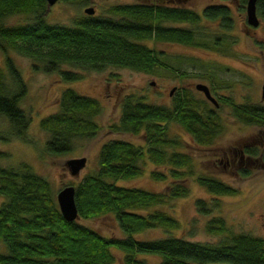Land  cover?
I'll use <instances>...</instances> for the list:
<instances>
[{"label":"trees","instance_id":"1","mask_svg":"<svg viewBox=\"0 0 264 264\" xmlns=\"http://www.w3.org/2000/svg\"><path fill=\"white\" fill-rule=\"evenodd\" d=\"M86 2L87 0H80ZM245 5L246 0H240ZM46 0H0V116L8 120V129L0 128V137L9 140L23 136L30 114L20 105L27 85L8 50L32 58L34 69L60 71L62 78L82 77L83 70H101L108 65L152 71L158 64L157 50L147 40H174L201 46H216L195 39L201 16L219 17L221 26H231L229 7L209 4L202 14L191 7L155 1L121 2L108 8V15L84 13L71 23L50 22L45 17ZM256 11L264 21V0H256ZM27 14L25 22L8 23L15 14ZM166 22H170L167 24ZM176 23V24H174ZM64 64L69 67H63ZM233 114L242 122L264 127V103L232 102ZM101 110L98 99L77 92L72 87L61 91L59 108L40 118V126L49 135L44 143L47 153L58 155L70 150L74 138L91 137L99 129L94 116ZM176 121L193 138L209 143L219 133L221 122L206 97H196L186 87L176 89L170 104L148 102L135 93H127L121 102L119 119L110 127L144 135V143L125 138H110L98 151L97 166L85 172L75 185V201L80 217H98L112 213L124 235H107L77 219L66 220L57 203L50 181L29 163L0 162V264H113L111 246L124 251L123 264H264V236L249 232L226 234L227 225L220 215H213L207 229L221 234L216 241L192 240L182 235H157L139 238L136 233L150 227L172 229L179 220L154 205L186 195V175L192 173L191 157L177 149L182 143L169 133V121ZM242 152L257 157L264 165V146L245 142ZM0 150V158L9 156ZM155 164L151 176L169 181L163 190L118 183L143 171L146 156ZM162 168H156L157 165ZM249 172L247 167L240 169ZM197 181L216 194L237 192V187L212 175L198 174ZM212 203L195 198L198 211L208 213ZM143 253L158 256L150 261Z\"/></svg>","mask_w":264,"mask_h":264},{"label":"rangeland","instance_id":"2","mask_svg":"<svg viewBox=\"0 0 264 264\" xmlns=\"http://www.w3.org/2000/svg\"><path fill=\"white\" fill-rule=\"evenodd\" d=\"M138 1L187 6L200 14L209 4H225L229 7L231 26L222 27L219 17L201 16L194 24L195 39L212 42L214 37L220 36L216 46L207 47L174 40H147L157 50L159 58L152 71L108 65L101 70H83L82 77L73 80L62 78L58 70L46 72L34 69L32 58L10 48L8 54L27 85L26 93L19 103L31 117L23 136H13L9 140L0 137V150L10 154L0 158V162L12 165L22 161L29 163L37 173L50 181L56 192L66 184H75L85 172L97 166L99 148L107 139L118 137L136 144L144 143L141 131H115L110 127L112 122L119 119L121 102L127 93H135L148 102L166 105L171 103L168 92L173 85L178 88L186 87L196 97H205L201 90L195 88V83L201 81L207 83L212 94L221 100L227 97L232 102L252 100L264 103V97L261 96L264 76V21L260 17L259 24L247 31L245 5H241L240 0H56L47 7L45 17L50 22L71 23L74 17L86 13L85 6L92 5L94 14L108 15V8L116 3ZM28 16L23 13L12 15L8 18V23L25 22L29 19ZM4 56L0 49L2 66ZM63 67L69 65L64 64ZM152 80L155 81L154 84L150 83ZM66 87L98 99L101 110L94 119L98 122L99 129L91 137L74 138V145L70 150L53 155L44 149L49 133L40 126L39 120L59 108L60 94ZM209 104L216 109L221 122L219 133L209 143L196 141L176 121H169V133L182 139L177 149L188 152L191 157L192 173H188L183 180L189 191L186 195L154 205L153 209L161 208L175 216L179 220V226L172 229L150 227L135 236L151 238L173 234L192 240L216 241L221 234L207 229L208 220L213 215H220L225 219L226 234L243 231L264 236V165L260 166L257 157L240 151L245 142L264 146V127L242 122L233 114L232 105L224 101L218 107L210 100ZM0 128L8 129V120L3 116H0ZM82 155L86 156L85 166L77 174H72L66 164L67 159ZM141 165L143 171L140 174L119 178L117 182L148 190H163L169 176L163 179L151 176L150 171L155 164L147 156L141 161ZM245 167L249 172L242 174L240 169ZM156 168H162V165H157ZM198 174L221 178L235 185L237 192H211L197 181ZM199 196L204 197L209 204L216 198L219 203L212 205V210L208 213L200 212L195 205V198ZM76 219L103 234H125L112 213L88 218L78 216ZM111 250L114 253L113 264H123L124 251L117 246H111ZM140 255H145L150 261L158 259L154 254ZM209 264L235 263L216 261Z\"/></svg>","mask_w":264,"mask_h":264},{"label":"water","instance_id":"3","mask_svg":"<svg viewBox=\"0 0 264 264\" xmlns=\"http://www.w3.org/2000/svg\"><path fill=\"white\" fill-rule=\"evenodd\" d=\"M56 0H46L47 7L53 4ZM84 11L88 14L94 13V7L92 5L85 6ZM246 22L252 26H256L260 22V17L256 11V0H246L245 2ZM154 84L155 81L150 82ZM195 88L201 90L205 97L210 100L215 106L218 105L217 98L211 93L207 83L198 81L195 83ZM174 90V86L171 88ZM261 96L264 97V76L261 84ZM86 156H75L67 159L66 164L72 174H77L82 167L85 166ZM56 200L59 209L66 220H75L78 214V208L75 201V185L66 184L56 191Z\"/></svg>","mask_w":264,"mask_h":264},{"label":"flooded vegetation","instance_id":"4","mask_svg":"<svg viewBox=\"0 0 264 264\" xmlns=\"http://www.w3.org/2000/svg\"><path fill=\"white\" fill-rule=\"evenodd\" d=\"M171 3H173V2H171ZM165 4H168V5H173V4H170V3H165ZM177 5V4H176ZM178 6H182V5H178ZM248 24V23H247ZM254 26H252V25H250V24H248L247 25V27H246V29H247V31H249V30H253L254 28H253ZM174 86V90H171V88ZM171 88H170V90H169V95L172 97V95L174 94V92L176 91V89L178 88L177 87V85H173ZM209 86V85H208ZM209 88H210V91H211V93H212V89H211V87L209 86ZM217 98V97H216ZM217 100H218V105L217 106H215V107H218L219 105H221V99L220 98H217ZM241 152H242V150H240ZM243 154V153H242ZM242 156V155H241Z\"/></svg>","mask_w":264,"mask_h":264}]
</instances>
